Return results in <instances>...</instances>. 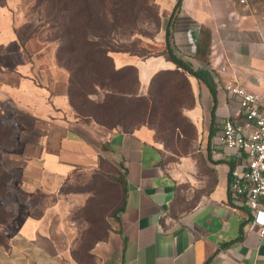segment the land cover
Wrapping results in <instances>:
<instances>
[{
    "label": "crops",
    "instance_id": "crops-1",
    "mask_svg": "<svg viewBox=\"0 0 264 264\" xmlns=\"http://www.w3.org/2000/svg\"><path fill=\"white\" fill-rule=\"evenodd\" d=\"M154 2L160 30L129 43L153 56L112 54L117 70L137 69L145 91L157 73L177 69L162 53L178 0ZM13 7L14 0H0V105L16 129L4 169L27 193L94 173L120 179L125 194L108 232L91 245L51 209L20 216L0 246V264H264V238L244 199L232 193L231 171L242 156L219 139L231 111L217 85L234 82L264 96V0H182L169 41L202 76H187L194 96L187 114L203 146L201 161L187 159L177 170L167 167L149 128L124 132L76 117L56 47ZM183 188L197 197L188 207Z\"/></svg>",
    "mask_w": 264,
    "mask_h": 264
},
{
    "label": "rangeland",
    "instance_id": "rangeland-1",
    "mask_svg": "<svg viewBox=\"0 0 264 264\" xmlns=\"http://www.w3.org/2000/svg\"><path fill=\"white\" fill-rule=\"evenodd\" d=\"M60 1L14 0L13 7V11L21 19L36 24L42 38L53 44L57 51L61 45V37H67L61 22L63 15L56 10ZM118 1L120 0H98L99 5L104 6L106 11ZM131 2L134 9L132 17H125L117 11H114L115 14L112 16L105 11L106 14L99 15L98 18L103 25L104 33L106 36L109 35L108 40L119 42L120 47L135 49L129 45L130 41L134 37L153 38L161 28V21L154 0H131ZM74 35L79 37L81 33ZM139 53L144 54L145 51ZM150 66H153L152 62ZM105 70L109 69L105 68ZM125 75L127 73L114 77L113 83L124 87L125 83L118 79H124ZM135 78L134 73L125 78L124 81L128 83L127 89L136 91L138 96H147L149 89L143 90L140 83L138 85L135 83ZM175 80L180 81V79ZM182 83L178 101L184 108L175 119V124H170L169 120H162L160 116L150 117L137 97H132L122 104L123 112L117 113L109 108L110 105L104 103L106 92L97 88L91 91L86 109L95 113L101 123L124 132H133L142 127L149 128L153 132L155 144L163 151L167 167L177 170L187 159L194 160L198 157V161H201L203 146V133L197 129L187 114V109L193 107V99L185 81ZM75 115L82 120L94 121L76 112ZM15 134L13 114L4 104L0 105V221L3 222L0 225V233L10 234L21 220L20 216L24 214L38 217L51 209L66 224L74 228L83 245H91L103 238L123 203L122 181L103 174L77 173L62 181L58 187L51 186V189H48L50 192L38 190L27 193L16 184L12 174L5 175L2 164V155L13 143ZM180 197L189 199L185 202L186 207L197 200L196 194L189 188H183Z\"/></svg>",
    "mask_w": 264,
    "mask_h": 264
},
{
    "label": "trees",
    "instance_id": "trees-1",
    "mask_svg": "<svg viewBox=\"0 0 264 264\" xmlns=\"http://www.w3.org/2000/svg\"><path fill=\"white\" fill-rule=\"evenodd\" d=\"M126 1V3H123L121 0L113 3V6L107 11L104 6L99 5L98 0H61L58 3L56 10L63 15V21L61 22L65 28V35L67 37H61V45L57 51V61L59 66L67 70L70 74L69 96L72 108L82 117L94 119L96 123L109 129L116 128L101 123L95 113L86 109V103L90 98L91 91L97 88L106 92L104 103L110 105L109 108L117 113L123 112L121 108L122 104L129 101L132 97H137L139 99L138 101L143 103L150 117L160 116L163 118L162 120H169L170 124H175V119L181 114L182 108H184L178 101L179 91L183 87L182 82L185 81L190 90L191 98L194 100L187 76L194 75L202 77L200 73L194 71L186 62L175 55L169 41V33L177 12L181 8L182 0H178L170 19L167 27V48L162 53L168 61L173 62L177 66V69L157 73L151 81L147 96H138L136 91L127 89L128 83L124 80L131 73L135 74V83L137 85L140 83L138 71L134 67L117 70L114 66L112 54L124 52L137 56L153 55L141 54L139 53L140 51L130 47H120L117 41L108 40L107 37L109 38V35L106 36L104 33L105 30L98 18L105 11L112 16L115 14L114 11H117L125 17H132L134 10L132 2L131 0ZM156 8L159 17L157 5ZM111 29L113 30V27ZM78 32L81 33L79 37L74 35ZM115 43L117 44L116 46ZM105 68L109 70L106 71ZM125 73L128 76L125 75L123 76L124 79H118L125 83L123 85L124 87H119L113 83L114 77ZM175 79H180V81L176 82ZM4 173L6 176L11 175L6 169ZM2 223L0 221V225ZM6 236L7 234L2 235L0 233V246L5 245Z\"/></svg>",
    "mask_w": 264,
    "mask_h": 264
},
{
    "label": "built area",
    "instance_id": "built-area-1",
    "mask_svg": "<svg viewBox=\"0 0 264 264\" xmlns=\"http://www.w3.org/2000/svg\"><path fill=\"white\" fill-rule=\"evenodd\" d=\"M217 85L227 93L231 111L222 123L219 139L242 156L231 171L232 193L244 199L252 212V227L264 238V96L234 82L218 80Z\"/></svg>",
    "mask_w": 264,
    "mask_h": 264
}]
</instances>
